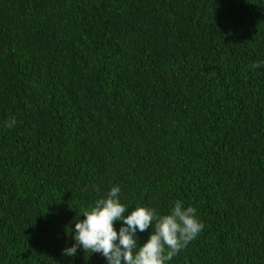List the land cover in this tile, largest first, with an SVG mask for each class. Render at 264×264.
I'll use <instances>...</instances> for the list:
<instances>
[{
	"label": "trees",
	"instance_id": "trees-1",
	"mask_svg": "<svg viewBox=\"0 0 264 264\" xmlns=\"http://www.w3.org/2000/svg\"><path fill=\"white\" fill-rule=\"evenodd\" d=\"M254 62L264 0H0V264H108L62 252L113 186L126 215L196 209L166 264H264Z\"/></svg>",
	"mask_w": 264,
	"mask_h": 264
},
{
	"label": "clouds",
	"instance_id": "clouds-1",
	"mask_svg": "<svg viewBox=\"0 0 264 264\" xmlns=\"http://www.w3.org/2000/svg\"><path fill=\"white\" fill-rule=\"evenodd\" d=\"M264 62H254L252 68ZM12 117L5 127H14ZM119 186H113L107 196L97 199L93 206L84 209V219L74 217L75 228L72 237L75 243L66 247L62 254L74 257L77 248L84 253H101L108 264H166L203 230V223L196 216L192 206L184 207L177 200L171 211L159 214L154 208L135 206L129 214L128 207L120 202ZM116 221L123 224L119 231L114 227ZM152 227L154 231L142 245H138L136 232H144ZM68 234L73 232L66 227Z\"/></svg>",
	"mask_w": 264,
	"mask_h": 264
}]
</instances>
